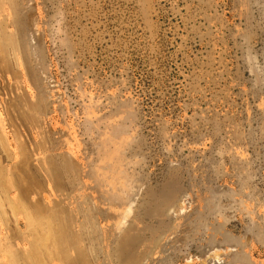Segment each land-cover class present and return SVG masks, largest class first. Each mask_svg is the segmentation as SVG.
Here are the masks:
<instances>
[{"label": "rangeland", "instance_id": "1", "mask_svg": "<svg viewBox=\"0 0 264 264\" xmlns=\"http://www.w3.org/2000/svg\"><path fill=\"white\" fill-rule=\"evenodd\" d=\"M0 38V264H264V0H0Z\"/></svg>", "mask_w": 264, "mask_h": 264}, {"label": "bare ground", "instance_id": "2", "mask_svg": "<svg viewBox=\"0 0 264 264\" xmlns=\"http://www.w3.org/2000/svg\"><path fill=\"white\" fill-rule=\"evenodd\" d=\"M22 35V37L24 36V34L23 33H21ZM7 38V37H6ZM6 38H5V40H6ZM34 38V37H33ZM1 39V38H0ZM12 39V38H11ZM32 40V39H31ZM32 42H33V40H32ZM2 47V46H1ZM0 47V48H1ZM3 124V123H2ZM3 136V135H2ZM1 136V137H2ZM4 137V136H3ZM2 137V138H3ZM16 138V137H15ZM1 139V138H0ZM18 139V138H17ZM3 140V139H2ZM1 141V140H0ZM4 141V140H3ZM2 144V143H1ZM6 144V143H5ZM5 147V146H4ZM8 151V150H7ZM3 166H1V168H2ZM4 168V167H3ZM6 172V171H5ZM5 175V174H4ZM10 179V178H9ZM10 184V183H9ZM5 187H6V185H5ZM8 187H9V185H8ZM11 187V186H10ZM5 189V188H4ZM4 196V195H3ZM7 196V195H6ZM11 197V196H10ZM21 197H22V195H21ZM13 198V197H12ZM21 202V201H20ZM12 204V203H11ZM13 204H15V202L13 203ZM22 204V203H21ZM30 207V206H29ZM32 208V207H31ZM38 208V207H37ZM3 210V209H2ZM40 210V209H39ZM43 210V209H42ZM57 211V210H56ZM2 212V211H1ZM24 212V211H23ZM39 213V212H38ZM41 214V213H40ZM3 215V214H2ZM38 215V214H37ZM47 215V214H46ZM4 216V215H3ZM54 216V215H53ZM50 217V216H49ZM42 219V218H41ZM41 222H42V220H41ZM47 222V221H46ZM54 222V221H53ZM62 229V230H61ZM41 230V229H40ZM43 230V229H42ZM63 228H60V226H59V228H58V231H61V234L60 233H58L59 234V236H58V240H61V239H64L63 237H61L60 235H62V232H63ZM66 230L67 229H65V231H64V233H66ZM45 231H46V233H45ZM41 233V232H40ZM47 233H49V228H45L44 227V233H43V236L40 238L42 241H47V239L49 240L50 238H48V236H47ZM34 234H39V233H34ZM42 234V233H41ZM50 234V233H49ZM65 234H63V236H64ZM73 235V234H72ZM66 237V236H65ZM72 237V236H71ZM33 238H34V236H33ZM53 239H54V237H53ZM53 239H51V240H53ZM37 240V239H36ZM55 240V239H54ZM130 241V240H129ZM128 241V242H129ZM53 242V241H52ZM55 242V241H54ZM67 242V241H66ZM72 242V241H71ZM71 242H67L66 244H64L63 245V242H58L57 244H56V249L58 250V252L59 253H62L65 249H67L66 247H68V245L69 246H72V244H71ZM127 242V243H128ZM126 243V242H125ZM126 243V244H127ZM40 244H42V243H37V244H35V243H33L32 244V249L30 250L31 252H33V253H37V252H40L42 249H40V251H38L39 250V247L41 246ZM129 244V243H128ZM47 248V247H46ZM65 248V249H64ZM48 250V249H47ZM29 251V252H30ZM30 252V253H31ZM47 252V251H46ZM48 253V252H47ZM39 254V253H38ZM32 255V254H31ZM43 255V254H42ZM48 255V254H47ZM46 255V256H47ZM4 256V255H3ZM38 256H40V255H38ZM60 258H57L56 260H55V262H54V264H72L73 263V260L71 259V258H62L63 256L61 255V254H59L58 255ZM69 255L68 254H66V256L65 257H68ZM43 257V256H42ZM52 257V256H51ZM38 258V257H37ZM41 258V257H40ZM32 259V258H31ZM34 259V258H33ZM38 260V259H37ZM36 260V261H37ZM39 260H41V259H39ZM42 260H44V259H42ZM41 260V261H42ZM45 261V260H44ZM47 261V260H46ZM4 262V261H3ZM38 262V261H37ZM40 262V261H39ZM64 262H66V263H64ZM44 263V262H43ZM41 264V263H40Z\"/></svg>", "mask_w": 264, "mask_h": 264}]
</instances>
